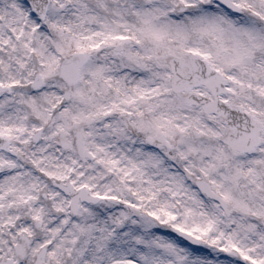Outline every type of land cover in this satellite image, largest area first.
<instances>
[{"label": "snow or ice", "instance_id": "6c2138e0", "mask_svg": "<svg viewBox=\"0 0 264 264\" xmlns=\"http://www.w3.org/2000/svg\"><path fill=\"white\" fill-rule=\"evenodd\" d=\"M0 264H264V0H0Z\"/></svg>", "mask_w": 264, "mask_h": 264}]
</instances>
